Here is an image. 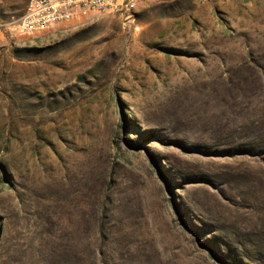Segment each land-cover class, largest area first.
I'll return each mask as SVG.
<instances>
[{
	"label": "rangeland",
	"instance_id": "obj_1",
	"mask_svg": "<svg viewBox=\"0 0 264 264\" xmlns=\"http://www.w3.org/2000/svg\"><path fill=\"white\" fill-rule=\"evenodd\" d=\"M25 1L0 0V264H264V154L242 129L264 0L31 35Z\"/></svg>",
	"mask_w": 264,
	"mask_h": 264
},
{
	"label": "built area",
	"instance_id": "obj_2",
	"mask_svg": "<svg viewBox=\"0 0 264 264\" xmlns=\"http://www.w3.org/2000/svg\"><path fill=\"white\" fill-rule=\"evenodd\" d=\"M147 0H26L18 19L19 32L38 31L39 25H49L54 21L73 20L75 15L89 8H97L113 13L130 12L132 2ZM207 0H199L206 3Z\"/></svg>",
	"mask_w": 264,
	"mask_h": 264
},
{
	"label": "trees",
	"instance_id": "obj_3",
	"mask_svg": "<svg viewBox=\"0 0 264 264\" xmlns=\"http://www.w3.org/2000/svg\"><path fill=\"white\" fill-rule=\"evenodd\" d=\"M248 78H261L260 84L248 83L242 90L245 94L246 104L243 117L242 129L248 138L246 153L250 155L264 154V71L257 72L253 67L248 66ZM103 251H97V258L94 256L90 264H105V261L98 259ZM95 255V253H94ZM70 264V263H61ZM76 264V263H74Z\"/></svg>",
	"mask_w": 264,
	"mask_h": 264
},
{
	"label": "bare ground",
	"instance_id": "obj_4",
	"mask_svg": "<svg viewBox=\"0 0 264 264\" xmlns=\"http://www.w3.org/2000/svg\"><path fill=\"white\" fill-rule=\"evenodd\" d=\"M213 1H216V0H207L206 2H213ZM142 3H143V1L132 2V9H136ZM92 12H103V11L100 9H97V8H89L88 11H83V12H80L79 14H76L75 19H79L81 17L87 16L89 13H92ZM65 21H69V20H59V21H54V22L50 23L49 25H39V32L38 31H26V32H21V33L28 34V35L40 33L44 30L49 29L50 27H52L54 25L60 24V23L65 22Z\"/></svg>",
	"mask_w": 264,
	"mask_h": 264
}]
</instances>
